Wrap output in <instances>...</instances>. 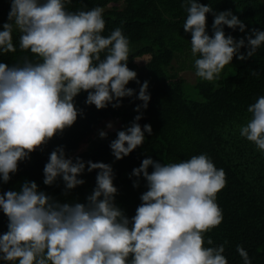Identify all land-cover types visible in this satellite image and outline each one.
<instances>
[{"label": "clouds", "instance_id": "clouds-1", "mask_svg": "<svg viewBox=\"0 0 264 264\" xmlns=\"http://www.w3.org/2000/svg\"><path fill=\"white\" fill-rule=\"evenodd\" d=\"M70 0H10L7 22L0 31V53L15 52L13 28L21 33L20 48L36 54L39 62L25 58L22 65L0 63V181L7 183L18 165L71 128L83 111L75 98L87 93L85 104L97 110L120 107L137 80L127 62L129 40L122 29L107 37L103 9L69 12ZM185 33L191 35L195 75L208 82L218 80L234 57L251 58L264 44V31L250 29L240 39L225 35L226 26L245 32L246 25L231 10L215 12L210 5L186 0ZM213 15L212 35L207 15ZM246 52L241 53L240 49ZM104 54L101 58V54ZM252 75H257L255 70ZM148 82L140 85L134 111L146 109L150 100ZM115 101V102H114ZM249 122L240 136L264 152V96L250 104ZM137 115L109 144L115 160L141 146L145 133ZM106 127L111 130L113 124ZM101 139L107 132L98 133ZM149 167L152 171L149 172ZM96 170L95 187L85 203H61L40 190L35 181H25L18 191L0 193V211L7 217V231L0 234V261L4 264H228L225 247H206L205 233L219 226L222 210L217 193L226 186V173L217 169L206 154L179 163L161 164L142 160L131 176L146 181L135 215L128 218L115 203L118 189L110 164L67 157L63 145L54 148L43 168V184L58 179L64 194L81 186L79 177ZM226 243V242H225ZM208 245H213L211 238ZM243 264H251L247 251L237 246Z\"/></svg>", "mask_w": 264, "mask_h": 264}, {"label": "trees", "instance_id": "trees-1", "mask_svg": "<svg viewBox=\"0 0 264 264\" xmlns=\"http://www.w3.org/2000/svg\"><path fill=\"white\" fill-rule=\"evenodd\" d=\"M197 2L210 5L215 12L231 10L246 25L243 33L224 27L225 35L234 39L245 37L253 28L264 31V0ZM182 5H186V0H70L66 3V10L73 13L102 8L105 20L102 35L105 37L116 28L122 29L131 49L127 66L137 73L140 83L129 82L126 87L135 90L133 96L122 98L120 107L115 109L109 105L97 110L94 105H86L87 93H80L75 104L83 111V116H78L75 124L52 139L43 151L37 150L30 159L20 162L18 171L10 174L7 183L0 181V193L18 191L25 181H35L40 190L58 202L85 203L95 187L96 170L91 173L85 170L79 177L85 183L66 195L60 179L52 186L43 184V168L50 152L63 145L66 156L73 160L80 157L84 161L111 165L113 183L118 189L115 203L131 218L141 203L140 195L147 190L142 177L139 186L134 188L137 177L131 176L143 159L150 157L168 164L206 154L217 169L224 170L227 183L216 196L223 220L205 233V246L223 244L228 264H243L236 250L239 245L247 251L251 264H264V152L240 136V128L251 119L248 106L264 96V44L247 60L234 57L218 80L208 82L196 76L195 83L190 84L172 66L173 61L180 58L183 65L181 63L179 69L182 70L189 59L187 68L195 73L194 61L199 58L192 55L191 35L183 30L187 12ZM9 11L10 0H0V31ZM206 15V30L212 35L213 15ZM20 35L14 26L12 38L16 51L0 53V63L22 65L25 58L39 62L36 54L20 48ZM240 52L245 53L246 49L241 48ZM103 56L102 53L101 58ZM253 70L257 75H252ZM145 81L150 100L146 109L137 112L134 109L143 102L136 96ZM137 115H141L137 122L142 130L149 124L152 134L145 133L141 146L123 159L115 160L109 144L116 138L117 131L129 127ZM109 122L113 124L111 130L106 127ZM101 130L107 132L104 139L98 135ZM7 224V217L0 211V234L7 231ZM208 238L213 245L207 244Z\"/></svg>", "mask_w": 264, "mask_h": 264}, {"label": "rangeland", "instance_id": "rangeland-1", "mask_svg": "<svg viewBox=\"0 0 264 264\" xmlns=\"http://www.w3.org/2000/svg\"><path fill=\"white\" fill-rule=\"evenodd\" d=\"M181 63L183 65L182 59H180V58L175 59L172 63L173 70H175L177 73H179V75L182 76L188 83L194 84L195 79H196V75L193 71H191L187 68V66L190 63V60L189 59L186 60V63L184 64V68L182 70L179 69L180 68L179 66H181Z\"/></svg>", "mask_w": 264, "mask_h": 264}]
</instances>
